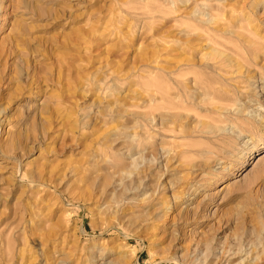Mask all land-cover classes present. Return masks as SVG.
Here are the masks:
<instances>
[{
    "label": "rangeland",
    "instance_id": "374dc122",
    "mask_svg": "<svg viewBox=\"0 0 264 264\" xmlns=\"http://www.w3.org/2000/svg\"><path fill=\"white\" fill-rule=\"evenodd\" d=\"M263 90L264 0H0V264H264Z\"/></svg>",
    "mask_w": 264,
    "mask_h": 264
},
{
    "label": "bare ground",
    "instance_id": "6f19581e",
    "mask_svg": "<svg viewBox=\"0 0 264 264\" xmlns=\"http://www.w3.org/2000/svg\"><path fill=\"white\" fill-rule=\"evenodd\" d=\"M181 55H182V53H181ZM188 56V55H187ZM187 56H185V58L187 57ZM184 57V56H183ZM180 58H182V57H180ZM188 59V58H187ZM187 59H183V60H187ZM190 62V61H189ZM194 62V60H192V62H190V63H193ZM185 63H186V61H185ZM179 64H182V63H179ZM191 65V64H190ZM175 66H177V65H175ZM176 69H177V67H176ZM181 81V80H180ZM263 92H264V90H263ZM260 103V102H259ZM174 106V105H173ZM261 106H263V104L261 103Z\"/></svg>",
    "mask_w": 264,
    "mask_h": 264
}]
</instances>
